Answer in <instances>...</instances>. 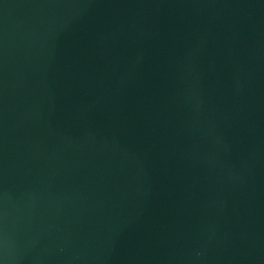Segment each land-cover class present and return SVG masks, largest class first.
<instances>
[{
    "label": "water",
    "instance_id": "water-1",
    "mask_svg": "<svg viewBox=\"0 0 264 264\" xmlns=\"http://www.w3.org/2000/svg\"><path fill=\"white\" fill-rule=\"evenodd\" d=\"M0 264H264V0H0Z\"/></svg>",
    "mask_w": 264,
    "mask_h": 264
}]
</instances>
